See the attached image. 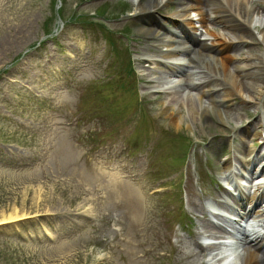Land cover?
I'll list each match as a JSON object with an SVG mask.
<instances>
[{"label":"rangeland","instance_id":"obj_1","mask_svg":"<svg viewBox=\"0 0 264 264\" xmlns=\"http://www.w3.org/2000/svg\"><path fill=\"white\" fill-rule=\"evenodd\" d=\"M248 1L256 9L263 4ZM136 2L0 0V218L19 215L0 222V264L205 263L209 250L200 255L191 243L203 230L196 205L206 211L205 199H220L230 211V199L221 197L231 192L232 176L223 160L230 155L234 170L246 175L257 170L252 182L237 180L246 194L264 181L262 164L244 171L225 140L231 125L259 131L262 105L245 102L244 110L238 97L225 102L232 105L225 126L191 117L189 89L178 74L165 66L147 69L152 59H164L165 47L141 29ZM172 94L184 101L180 122L167 106ZM53 118L67 142L62 164L46 136ZM252 140L259 149L255 136L236 137L234 144ZM104 146L112 151L102 153L108 159L102 164L119 169L123 180L107 193H88L70 172L90 175ZM57 242L69 255H54Z\"/></svg>","mask_w":264,"mask_h":264},{"label":"bare ground","instance_id":"obj_2","mask_svg":"<svg viewBox=\"0 0 264 264\" xmlns=\"http://www.w3.org/2000/svg\"><path fill=\"white\" fill-rule=\"evenodd\" d=\"M172 1L174 0H137L134 6V13L139 17L141 29L144 30L148 39L165 47L162 52L164 59H152L150 64L153 66H148L147 69L152 70L154 67L165 66L171 70V75L178 74L179 81L189 89L185 105L190 116L197 115L206 126H215L214 119L223 126L230 122L229 110L232 109V105L229 103L225 106L222 105L225 102H230L234 97H238L244 103L261 104L263 107L262 117L257 122L259 131L255 132L247 125L246 127L231 125L233 135L227 136L225 140L228 147L233 146V154H239L238 159L241 165H246L244 169L259 161L262 164L259 173L260 176L263 175L264 0H260L263 4L258 9L252 8L248 0H175L171 11L160 13L159 10L168 7ZM201 35L205 38H202ZM179 57L184 58L185 61L178 63L170 61ZM195 60L201 61V67L194 65ZM185 67L186 69H181ZM151 73L149 71L148 75ZM166 88L165 92L169 93L170 87ZM191 91L195 92L198 107H194L191 98H189L190 95H193ZM203 99L207 100V104ZM174 103H178L176 109ZM183 104L182 96L174 94L170 96L167 103L171 115L178 122L183 120L180 110ZM246 104L244 110L247 108ZM52 121L54 124L48 125L50 127L46 136L49 138V142L57 146L58 161L62 164L69 155L66 147L67 142L60 132L62 127L54 118ZM254 136L257 138V142L260 141L258 151L254 149L253 140L250 146L246 141L241 142L242 144H234L236 137L242 140ZM107 151H112L111 147L104 146L98 151L97 157L91 162L90 175H85L82 171L75 169L70 172L72 178L77 180L76 183L82 185L88 193L95 191L107 193L110 189H116L117 184L123 180L119 169L112 166L113 168L110 167V169L115 171L109 170L107 169L109 167L102 164L108 162V159L102 155ZM217 154L219 155L220 152ZM246 156L249 159L242 160ZM230 163V159L227 158L223 162V167L228 168ZM256 173L257 170L250 172L249 177L252 178ZM239 174L238 177L245 178L242 172ZM252 181V179L248 180V182ZM233 186V190L237 192L235 195L225 190L224 193L228 195L233 204L230 209L234 215L239 213L238 210L248 212L245 205L253 208L259 200L264 198V181L256 186L253 193L249 194L242 191L239 182H235ZM125 190L126 188L123 189L124 193L129 194V189L127 193ZM132 192L138 196V193L131 188L130 194ZM117 197L121 196L117 194ZM219 205L224 207L223 202H220ZM196 207L203 212L201 204L198 203ZM259 212L258 209L256 214H263V212ZM17 217L19 215L16 211L14 214H2L0 222ZM229 222L222 216L219 223L210 222L204 217L201 224L203 230L210 236L219 238L223 237L225 223ZM191 243L198 251L201 250L200 255L209 248L208 245L201 246L197 239L192 240ZM243 264H264V233L254 232L253 245L246 248Z\"/></svg>","mask_w":264,"mask_h":264},{"label":"water","instance_id":"obj_3","mask_svg":"<svg viewBox=\"0 0 264 264\" xmlns=\"http://www.w3.org/2000/svg\"><path fill=\"white\" fill-rule=\"evenodd\" d=\"M59 248H62V247H59ZM58 253H62V250L61 249H58Z\"/></svg>","mask_w":264,"mask_h":264}]
</instances>
